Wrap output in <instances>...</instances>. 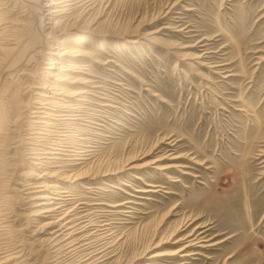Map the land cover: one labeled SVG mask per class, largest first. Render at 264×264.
I'll use <instances>...</instances> for the list:
<instances>
[{
	"label": "rangeland",
	"instance_id": "1",
	"mask_svg": "<svg viewBox=\"0 0 264 264\" xmlns=\"http://www.w3.org/2000/svg\"><path fill=\"white\" fill-rule=\"evenodd\" d=\"M47 1L0 0V24L17 43L0 50V256L19 250L8 264H66L44 241L50 217L33 215L40 200L29 184L56 169L34 164L42 134H32L30 114L59 41L86 36L96 61L83 60L98 87L84 120L62 130L67 145L90 146L92 189L75 185L73 203H91L112 223L111 264H264V0H98L55 30L46 11L38 17ZM166 154L182 157L160 163L187 167L157 170L152 162ZM61 157L74 170L77 157ZM129 161L143 167L127 170ZM127 200L132 208L108 206ZM196 227L213 244L189 250L201 254L150 260Z\"/></svg>",
	"mask_w": 264,
	"mask_h": 264
},
{
	"label": "bare ground",
	"instance_id": "2",
	"mask_svg": "<svg viewBox=\"0 0 264 264\" xmlns=\"http://www.w3.org/2000/svg\"><path fill=\"white\" fill-rule=\"evenodd\" d=\"M96 1L98 2V0H48L44 5H42V7L40 6L41 4L38 5L42 9L41 14L40 12L38 13L40 14L38 17L40 21H43V17L45 16L43 11H46L47 19H56L54 26L52 27V30H55L61 25V17L65 14L68 13L71 18L77 10H82L81 12L87 10L86 12H88V10L94 7L92 3L95 5ZM0 16H2L1 12ZM78 16L81 17L82 14L79 12ZM154 32L158 31L156 30L153 31V33ZM8 33V26L0 24V50H11V48H14L17 45L14 35L12 33ZM88 33L95 34L94 29L88 31ZM2 38H5V40H2ZM86 38V36H83L80 37V39H76L72 46H64L67 41H59L58 44L60 45L62 51L54 53L55 56L50 59L48 65L45 67L47 70L45 76L46 78L49 76V81L39 82V84H41L39 86L40 89L36 92L37 96L33 102L34 105L31 106L32 111L30 114L34 125H36L38 127L37 130H39L33 132L32 134H42V141L37 144L41 146V148H37L33 152L36 156L33 158L37 160L34 164L40 165L43 168L46 165L53 164L52 167H55L56 170L53 169L49 172H44V174L38 177L40 181L31 182L29 185H31L30 187L35 190L32 191L35 192L32 199H36L37 201L40 200L35 205L36 209L34 210L33 215L41 217L45 214V216L50 217V220L45 223V227H47L45 230L47 232V237L44 241L47 245H49L50 250H52L54 261L58 260L66 264H111V259L115 256L116 252L113 242L110 241V236H108L112 223H108L105 222L104 219H100L102 215H99L96 211L91 210V203H87L85 201L73 203L74 199H76V196H74L76 191L74 189L75 185L79 184L84 186L86 189H92L91 186H87L84 183V178H87L88 176L90 177L91 174L95 173L91 167L86 168L85 164L88 157L84 156H86V153H90L88 150V147L90 146L83 144L67 145L64 143L65 138H69L70 136L65 130H62V127H70L71 122L74 121L73 119L84 120L83 117L86 111L84 110L85 107L83 105L88 101L87 95L92 94L94 88L98 87L96 85V81L93 79V75L87 68V61L83 60L85 57H90L92 60L96 61L95 58H93V54L84 49V45L87 43ZM104 42L106 41H102L101 44L103 45ZM131 42L136 43L137 40L135 39ZM32 46L34 51H41L42 47L44 48L46 46V42H41V45L34 43ZM60 62H63L65 65H61L60 67L52 66V64ZM51 68H56L57 72L54 70H48ZM66 98L70 99L67 100ZM29 139L34 141L36 137L31 136ZM65 155L71 156L72 158L77 157L74 159L76 160L75 162L71 161L69 164V166H73L74 168V170L69 173H67V170L64 169L65 166L62 164L64 161L61 156ZM180 157H182V155L170 156L169 154H166L164 157L155 159L152 164H155V168L161 172L170 168L177 169L179 167H187L186 165L177 162L168 165L160 163V161L164 160V158L178 159ZM188 159L194 160V157H188ZM78 166L81 168H77ZM142 167V164L129 161L126 168H128L127 170L137 171ZM121 170L116 171V173ZM135 177L139 180L143 179V176L140 173H136ZM166 177L170 179L172 178L167 174ZM48 178H52V180H47ZM120 182L125 184L124 181L120 180ZM150 191L152 192L156 190H139V192ZM144 198L147 197L145 196ZM127 203L135 202L127 200L125 203L119 202L116 204H109L108 206L115 208H119L120 206L132 208L125 205ZM98 204H103V202ZM184 228L187 230L188 226L183 224L182 227L177 229L178 231H174L170 234L169 238L165 241L154 243L152 247L146 248L145 253L144 251L143 253L147 254V252H151L162 243L169 242L171 239H174L173 236H175L178 232L185 230ZM197 228L198 227L194 228L187 234L182 235L173 241L174 244H179V247L175 251H153L149 257L151 258L150 260H156L166 256H178L180 254L181 256H190L198 253L190 252L189 250H192V247L205 248L212 246L213 244H208L210 239L203 238L204 236L201 237L203 232H198ZM18 256H20L19 250L3 254L0 256V264H8L12 259L18 258Z\"/></svg>",
	"mask_w": 264,
	"mask_h": 264
}]
</instances>
